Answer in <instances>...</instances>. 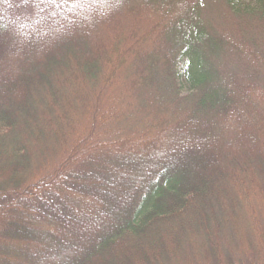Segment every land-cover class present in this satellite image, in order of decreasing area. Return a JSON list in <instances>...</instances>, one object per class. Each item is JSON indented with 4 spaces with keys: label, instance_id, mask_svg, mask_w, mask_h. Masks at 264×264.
I'll return each instance as SVG.
<instances>
[{
    "label": "trees",
    "instance_id": "16d2710c",
    "mask_svg": "<svg viewBox=\"0 0 264 264\" xmlns=\"http://www.w3.org/2000/svg\"><path fill=\"white\" fill-rule=\"evenodd\" d=\"M180 1L0 0V264H264V0Z\"/></svg>",
    "mask_w": 264,
    "mask_h": 264
},
{
    "label": "rangeland",
    "instance_id": "374dc122",
    "mask_svg": "<svg viewBox=\"0 0 264 264\" xmlns=\"http://www.w3.org/2000/svg\"><path fill=\"white\" fill-rule=\"evenodd\" d=\"M196 1L198 2L199 0H181L178 4L179 8L177 6H175V3H172L173 6V12H177L178 10H182L181 8L187 9L188 7L190 8L191 6L196 4ZM202 4L199 7V16L202 19V21H204L209 28L213 29V30H219V31H223V30H227L230 28H234V26L236 25V20L234 17H232L231 13L228 11L227 7H225V1L224 0H201L200 1ZM127 7V6H126ZM132 9H138L137 7H134ZM142 12L140 13V11H131V9H127V8H122L120 11H118L117 15L118 18H120V23L123 25V27L125 29H127V34L128 35H132V37H135V35L137 33H139V39H142V36L140 35L141 33H145V32H150V29H152L154 27V25L156 24L153 20H154V15H156V19L157 14L150 11V9L148 7H144L143 10H141ZM119 31H123V30H119ZM127 39V37H126ZM130 39V38H128ZM131 40H134L133 38H131ZM129 43H132V41H129ZM143 45V43H142ZM144 46V45H143ZM130 63L127 62V73L130 70L129 66ZM122 69H124V67H122ZM122 70H120L119 72V78L124 77L126 75L122 74ZM128 75V74H127ZM121 80V79H120ZM120 80L115 82V84L113 83L111 86H105L101 89V93H103V95H101V97L99 98L100 101V105H99V111L100 112L102 109H104V105H108V103L112 102L113 96L114 94H119L118 91L116 89H120L117 85H121ZM128 93V91H127ZM99 97V95H98ZM102 102V103H101ZM109 111V110H106ZM104 111V112H106ZM116 112L118 110H115ZM110 113V111H109ZM90 114H85L84 116H81V121L80 124L77 125L75 127V129L79 132V130H82V127H84V124L86 122V118H90ZM260 199V198H259ZM258 199H256L257 201ZM255 207L256 210L254 209V211L259 214L260 216H262V219L264 217V204L263 206L259 204V202L255 203ZM249 213V211H248ZM242 216V225L239 228L238 232L239 235L241 236V238H239V243L243 244L241 247H243L244 249H249L250 250V242H253V244L255 245V247H257L258 243H259V238L254 239V235L252 234V217L251 214L248 216L246 215H241ZM239 236V237H240ZM13 251L15 250H10V252H6V256L9 258L14 257L15 253ZM240 251L243 252V249H241ZM259 251V250H257ZM260 252V251H259ZM262 252H264V250H262Z\"/></svg>",
    "mask_w": 264,
    "mask_h": 264
}]
</instances>
